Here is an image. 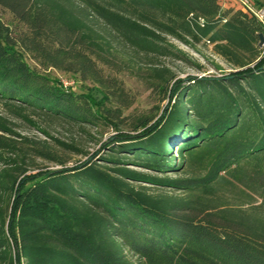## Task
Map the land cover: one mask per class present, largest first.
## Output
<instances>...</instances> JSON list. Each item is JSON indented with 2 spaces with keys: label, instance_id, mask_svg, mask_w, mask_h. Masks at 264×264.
Instances as JSON below:
<instances>
[{
  "label": "trees",
  "instance_id": "trees-1",
  "mask_svg": "<svg viewBox=\"0 0 264 264\" xmlns=\"http://www.w3.org/2000/svg\"><path fill=\"white\" fill-rule=\"evenodd\" d=\"M225 4L0 0L24 27L0 15V264H264V27ZM169 36L233 70L140 65L189 60ZM102 66L161 94L159 117L125 115L134 99ZM51 68L93 86L76 93ZM56 120L115 134L90 153L53 135ZM71 154L87 159L69 166Z\"/></svg>",
  "mask_w": 264,
  "mask_h": 264
},
{
  "label": "rangeland",
  "instance_id": "rangeland-1",
  "mask_svg": "<svg viewBox=\"0 0 264 264\" xmlns=\"http://www.w3.org/2000/svg\"><path fill=\"white\" fill-rule=\"evenodd\" d=\"M258 1V0H257ZM258 5V3H257ZM0 15L3 17L4 21L10 23L17 30L24 29L23 25L18 23L14 18L12 13L7 9L0 6ZM170 42L174 43L178 49L183 50L189 56V60H180L178 57L169 56L162 57L160 59L145 58L139 60L140 65L146 67L151 63H164L170 66L175 73L181 77L186 78L189 76H206V75H217L221 76L223 74H228L233 70L232 66L221 56L214 53L212 46L204 43L196 44V48H193L180 40L168 37ZM28 63L33 67L39 66L30 58H27ZM212 61L221 65L223 70L214 68ZM197 63L202 65V68L197 66ZM105 70V73L110 77H116L124 85L127 93L134 99L133 105L125 111V115L133 114L138 115L142 113H147L154 115L157 113V108L162 107L161 110L167 103V100L160 103L161 94L154 92L153 89L149 88L147 84L143 81H140L136 77L132 76L127 71L118 72L114 69L107 68L102 66ZM48 72L53 76L61 80L62 84L68 86L72 91L76 93H83L86 91L87 87H92V83L83 82L78 75H74L69 72L60 71L54 68L48 70ZM96 99H100L101 93L99 91H94L93 93ZM161 111L156 114V118L159 117ZM18 130L29 136H40L44 135L37 129L32 128L28 124L18 120ZM51 124L50 131L56 137H59L64 140L76 139L81 146L90 153H94L99 150V155L105 154L108 149L102 150V143L108 141L110 137L115 134V130L108 126H102L100 128H82L79 125H74L67 123L65 121L56 120ZM69 166L74 165L75 163H80L87 159V156L71 154ZM45 165L55 166V164H50L44 162ZM129 167L143 172H152L148 169L141 168L135 165H129ZM174 176V175H172ZM260 202V201H259Z\"/></svg>",
  "mask_w": 264,
  "mask_h": 264
},
{
  "label": "built area",
  "instance_id": "built-area-1",
  "mask_svg": "<svg viewBox=\"0 0 264 264\" xmlns=\"http://www.w3.org/2000/svg\"><path fill=\"white\" fill-rule=\"evenodd\" d=\"M225 3L229 2L234 7L242 8L243 10L253 14L263 25L264 27V5H257L254 0H223ZM264 54V44L261 47ZM68 88V86H65Z\"/></svg>",
  "mask_w": 264,
  "mask_h": 264
},
{
  "label": "crops",
  "instance_id": "crops-1",
  "mask_svg": "<svg viewBox=\"0 0 264 264\" xmlns=\"http://www.w3.org/2000/svg\"><path fill=\"white\" fill-rule=\"evenodd\" d=\"M256 3H258L259 5H264V0H254ZM226 6H232L231 4H229V2H226L225 4Z\"/></svg>",
  "mask_w": 264,
  "mask_h": 264
},
{
  "label": "water",
  "instance_id": "water-1",
  "mask_svg": "<svg viewBox=\"0 0 264 264\" xmlns=\"http://www.w3.org/2000/svg\"><path fill=\"white\" fill-rule=\"evenodd\" d=\"M264 44V33L260 34V42H259V46L262 47Z\"/></svg>",
  "mask_w": 264,
  "mask_h": 264
}]
</instances>
